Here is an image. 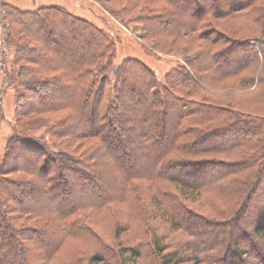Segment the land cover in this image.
Listing matches in <instances>:
<instances>
[{
    "label": "trees",
    "instance_id": "trees-1",
    "mask_svg": "<svg viewBox=\"0 0 264 264\" xmlns=\"http://www.w3.org/2000/svg\"><path fill=\"white\" fill-rule=\"evenodd\" d=\"M94 1L176 63L0 0V264H264V0Z\"/></svg>",
    "mask_w": 264,
    "mask_h": 264
},
{
    "label": "rangeland",
    "instance_id": "rangeland-1",
    "mask_svg": "<svg viewBox=\"0 0 264 264\" xmlns=\"http://www.w3.org/2000/svg\"><path fill=\"white\" fill-rule=\"evenodd\" d=\"M7 1L14 5H17L22 9L34 8L44 4H53V3L61 4L64 7H66L68 10L79 16H82L86 19L94 20L100 26H102V24H100L97 20L93 18L95 16L105 18L106 29H108L113 35H115L114 60L119 61L127 57H135L141 59L148 67H150L154 71V73L156 74L159 80L162 79L165 71H167L169 67L173 66L176 63V58L173 56H167L159 52H154V51L152 52L148 50L146 48L147 47L146 43L140 37L141 35L140 30L139 29H137L136 31L133 30V26L135 25L134 23L128 24L122 22L118 18H113L112 16H109L106 12L100 9L99 5L98 6L96 5L94 0H7ZM1 77L2 76L0 72V85L2 79ZM230 91L232 90L231 89L223 90V92H230ZM15 102L16 99H15L14 91L12 89H9L2 101L4 118L0 123V158L3 156L5 150L4 146L8 137L13 134L12 125L14 122L13 115H14ZM39 131H37L36 134H39L40 133ZM145 203L147 204V206L151 207L149 208L151 212L153 213L158 212V207L156 205L151 204L150 200H148V202ZM131 207L135 209V205ZM116 208L118 214L123 215L126 213L127 210L130 209L129 202L126 199L122 198V200L118 202ZM30 223L32 222L29 221L28 224ZM103 224L108 229H110L109 220L107 219L104 220ZM28 227L33 228L32 225H28ZM236 239H239V235H236ZM74 245L75 243L66 244L64 248L61 249L62 257H64V259L68 255L67 253L73 250ZM77 247H83L85 249V245L81 242H79V245ZM150 257L152 261V256Z\"/></svg>",
    "mask_w": 264,
    "mask_h": 264
}]
</instances>
